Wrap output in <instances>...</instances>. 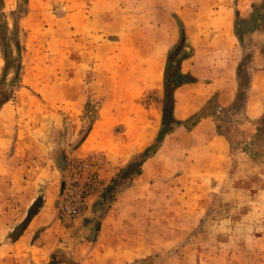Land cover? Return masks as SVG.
I'll return each mask as SVG.
<instances>
[{
	"label": "rangeland",
	"instance_id": "rangeland-1",
	"mask_svg": "<svg viewBox=\"0 0 264 264\" xmlns=\"http://www.w3.org/2000/svg\"><path fill=\"white\" fill-rule=\"evenodd\" d=\"M172 5L185 8L197 32L209 18L233 24L243 49L235 42L231 64L222 46L196 56L210 77L233 79L241 55L244 66L256 57L264 68V0H3L0 94L8 100L0 107V264H264V101L254 118L239 109L240 100L237 113L214 115L230 144L217 180L182 176L176 145L163 152L165 176L141 170L145 149L158 150L174 126L160 116L168 48L181 43ZM159 52L157 86H139L117 114L120 80L144 78ZM250 73L242 70V86ZM214 109L211 100L205 113ZM137 112L148 122L151 112L159 116L152 141L139 150L126 139V121L137 122ZM66 185L88 191L71 222L58 219ZM56 189V225L34 247L16 243L31 205ZM29 195L39 197L26 208ZM43 229L28 232L39 238Z\"/></svg>",
	"mask_w": 264,
	"mask_h": 264
},
{
	"label": "crops",
	"instance_id": "crops-1",
	"mask_svg": "<svg viewBox=\"0 0 264 264\" xmlns=\"http://www.w3.org/2000/svg\"><path fill=\"white\" fill-rule=\"evenodd\" d=\"M169 10L172 13V18L175 19L176 17L181 22V27L179 26V28L180 31H183V42L191 49L190 56L180 62L179 71L181 74L194 79V81L183 83L173 90V120L181 123L185 122V120L189 117L206 108L211 100L215 101L217 108L227 109L230 114L231 111L237 113L239 109H242L243 107L245 115L249 118H254V110L257 108L256 103L264 101V68L253 63L256 57H254L253 61H251L250 58L246 61V64L248 65H245L251 68V73L248 75L246 84L243 86L239 82L240 74L246 67L244 66L242 55L238 65L235 67L236 69L234 71L233 79L229 78L228 80L222 78L213 79V77H210V74L208 73L209 69L201 67L198 64L199 57H196L198 53L201 54L210 52L213 50V47L222 46L229 53L228 64H231V56L233 55L232 50H236L235 42H237L240 48L243 49L241 42L233 33V24H231L232 26H228L227 17H225L227 24L224 28L217 20L215 22L216 25H213L212 18H209V20L205 23L210 24V26H203V30L197 32L194 30V27L189 25L190 20L189 17L186 16L185 8H182L181 5H178L177 7L176 5H172ZM242 14L243 13H240L241 16L246 17V14ZM206 30L209 33L206 32ZM246 33L247 32L240 33L243 39L247 38ZM176 42L177 41L172 43L168 50L173 48L177 44ZM242 49L241 53L244 51ZM160 53L159 55L161 56ZM153 60L146 65L144 78L137 77L138 80L137 78L132 79L128 74V76L120 80L118 85L119 90L116 92L117 97L115 99V104L113 105L117 114H119L122 108L121 103L130 102L129 100L134 96L133 94H135L134 91L136 90V93L138 92L139 86L148 85L153 88L157 86L159 81L155 86H153L147 77V69ZM161 98L163 99V93ZM239 100L241 105L236 111L235 107ZM136 115L135 119H137V122H133L134 119L126 121V139L128 146L132 145L134 149L139 150L147 146L152 141L154 125L157 123L159 116L157 113L151 112L148 116L150 122H148L146 120L147 118H144L141 112H137ZM160 116H162V111H160ZM137 123L141 125L138 126ZM147 134H150V136H147ZM147 137H149L148 140L139 141L142 138ZM173 145L179 147L180 151L183 152L182 159L184 160L186 166V173H182V176H185V174H188L187 176H202L208 174V179L217 180V178H219L218 175L220 174V171H222L221 169H223V166L226 164L227 158L230 154L229 141L226 137L217 133L215 116L212 114L202 117L194 126L188 129L185 128L183 124H174L172 130L163 137L161 145L156 153L142 163L141 170H144V167L146 166L148 171L151 170V172H153L151 173V176L154 175L155 171L158 174L161 173L165 176V173L162 170L163 152L171 148ZM121 166L122 165H120L119 168H121ZM200 169L202 170L200 171ZM197 171L199 173H196ZM26 188L33 187L31 186ZM134 188L135 185L131 186L129 189L125 190L120 197L125 195L128 191L130 192L134 190ZM57 192L58 190L56 189L52 195L50 194V196H48L47 192H45L44 196L41 197L42 201L40 209L31 218L27 228H25V230H23L18 236L17 240H15L16 243L20 240L27 243L30 240V247H34L36 243H39L42 239H44L47 232L51 229L49 227L56 225L54 220L55 212L52 207H54ZM37 197L39 196L34 195L33 197H30L29 195L26 208H28V206L31 205ZM16 225H11L10 230L15 228ZM39 227L44 228L39 233V238H36L35 236L33 237V235L30 237L31 233L33 234V232H35V230ZM30 228L32 230V232L30 231L31 233L28 232ZM82 264L85 263L83 262Z\"/></svg>",
	"mask_w": 264,
	"mask_h": 264
},
{
	"label": "trees",
	"instance_id": "trees-1",
	"mask_svg": "<svg viewBox=\"0 0 264 264\" xmlns=\"http://www.w3.org/2000/svg\"><path fill=\"white\" fill-rule=\"evenodd\" d=\"M2 9H3V0H0V12ZM175 19L178 20L176 17H175ZM178 22H179V26L181 27V22L179 20H178ZM15 27H17V25H15ZM2 32H3V30L0 31V44H1V46H3V42H4L3 41L4 37H1ZM182 42H183V31H181V43ZM181 43L178 45H175L173 48H171L167 54V59H166V63H165L164 73H163V99H162L161 111H162V123L166 122V120H169L171 123H174V124H178V125L183 124L185 126V128L188 129V128H191L192 126H194L204 116L212 115V114L219 116L221 114L220 112H223V113L224 112L229 113V112L227 109H220V108H217L215 105L214 111L211 112L212 114L205 113V108H204L203 110H201V111L195 113L194 115H192L191 117H189L183 123L176 122L173 120V118H172L173 90L183 83L194 81L193 78H190L187 75H183L179 71L180 62L183 59L188 58L190 56V53L183 52L184 46ZM16 48H17L18 54L20 55L21 47H20L18 42H16ZM2 55H3V60L5 63V66H4V71H5L10 66V59H9V55H8L7 51L3 50ZM171 64H175V66L172 67ZM171 67H172V69H171ZM20 69H21V63H20V61H18L17 66H16V70H15V80H13L14 82L17 81V79L19 78ZM7 100H8V94L7 93L0 94V107ZM235 110L237 111V107H235ZM217 133L226 137L225 134L218 132V129H217ZM227 140H228V138H227ZM159 142H160V140L157 139L156 143H159ZM156 150H157V147L152 148V149H151V146L147 147L145 149V151L143 152L142 161L149 158L150 156H152L156 152Z\"/></svg>",
	"mask_w": 264,
	"mask_h": 264
},
{
	"label": "built area",
	"instance_id": "built-area-1",
	"mask_svg": "<svg viewBox=\"0 0 264 264\" xmlns=\"http://www.w3.org/2000/svg\"><path fill=\"white\" fill-rule=\"evenodd\" d=\"M87 194L85 187L75 190L66 185L58 204V219L63 222L74 220L85 207Z\"/></svg>",
	"mask_w": 264,
	"mask_h": 264
},
{
	"label": "bare ground",
	"instance_id": "bare-ground-1",
	"mask_svg": "<svg viewBox=\"0 0 264 264\" xmlns=\"http://www.w3.org/2000/svg\"><path fill=\"white\" fill-rule=\"evenodd\" d=\"M217 21L221 23V26H223L224 28L226 27V24L227 23H226L225 17H219L217 19ZM159 53H157L155 55V59L153 60V62L151 63V65L147 69V77H148V80L150 81L151 84H153V86H155L157 84V82L160 79V75H161V62H162V58L159 55ZM233 57H234V55L231 56V60L232 61H233ZM150 128H151V126H150ZM147 136H150V134H147ZM148 139H149V137L142 138L139 141H146Z\"/></svg>",
	"mask_w": 264,
	"mask_h": 264
},
{
	"label": "water",
	"instance_id": "water-1",
	"mask_svg": "<svg viewBox=\"0 0 264 264\" xmlns=\"http://www.w3.org/2000/svg\"><path fill=\"white\" fill-rule=\"evenodd\" d=\"M40 205H41V199L40 198L36 199L27 212V217L21 225L22 229H24V227L27 225V223L29 222L31 217H33V215H35V213H36L37 209L40 207Z\"/></svg>",
	"mask_w": 264,
	"mask_h": 264
}]
</instances>
